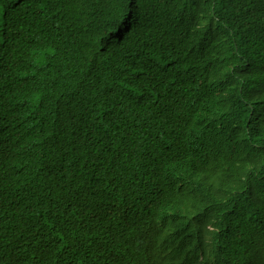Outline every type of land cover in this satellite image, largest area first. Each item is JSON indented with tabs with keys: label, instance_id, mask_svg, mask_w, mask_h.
I'll list each match as a JSON object with an SVG mask.
<instances>
[{
	"label": "trees",
	"instance_id": "16d2710c",
	"mask_svg": "<svg viewBox=\"0 0 264 264\" xmlns=\"http://www.w3.org/2000/svg\"><path fill=\"white\" fill-rule=\"evenodd\" d=\"M263 92L264 0H0V264H264Z\"/></svg>",
	"mask_w": 264,
	"mask_h": 264
},
{
	"label": "bare ground",
	"instance_id": "6f19581e",
	"mask_svg": "<svg viewBox=\"0 0 264 264\" xmlns=\"http://www.w3.org/2000/svg\"><path fill=\"white\" fill-rule=\"evenodd\" d=\"M260 78L258 79H255L253 80L254 82H257ZM255 89H258V87H255ZM258 100H261L264 102V92L258 97ZM249 181H252L251 179H248ZM264 181V178L261 179V182ZM255 185H260V182L258 180H256L254 182ZM259 189V192H264V187H260L258 188ZM154 192H155V189L153 187V189L149 192V195H148V202L146 204V207L149 208V205H150V202L154 196ZM239 193L238 190H235L233 191V194L234 195H237ZM160 229V228H159ZM161 230V229H160ZM174 233L170 230H161V234L153 237L152 240L150 241H147V246H150L152 244H157L158 247H159V251H160V254L162 256V259H163V262L165 263V260L166 259H172L174 262H175V258L173 256H171L170 252L166 249L168 247V242L174 237L173 235ZM167 238V239H166ZM262 247L264 248V245H262ZM197 258L194 257L193 258V261L196 260ZM192 261V262H193ZM182 264V262H181ZM201 264V263H199Z\"/></svg>",
	"mask_w": 264,
	"mask_h": 264
},
{
	"label": "clouds",
	"instance_id": "9594fccd",
	"mask_svg": "<svg viewBox=\"0 0 264 264\" xmlns=\"http://www.w3.org/2000/svg\"><path fill=\"white\" fill-rule=\"evenodd\" d=\"M56 264H89V260L82 253L72 252L60 259Z\"/></svg>",
	"mask_w": 264,
	"mask_h": 264
}]
</instances>
